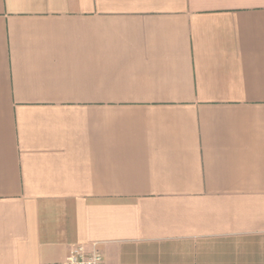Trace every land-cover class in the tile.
<instances>
[{
    "label": "crops",
    "instance_id": "crops-1",
    "mask_svg": "<svg viewBox=\"0 0 264 264\" xmlns=\"http://www.w3.org/2000/svg\"><path fill=\"white\" fill-rule=\"evenodd\" d=\"M264 264V0H0V264Z\"/></svg>",
    "mask_w": 264,
    "mask_h": 264
},
{
    "label": "built area",
    "instance_id": "built-area-1",
    "mask_svg": "<svg viewBox=\"0 0 264 264\" xmlns=\"http://www.w3.org/2000/svg\"><path fill=\"white\" fill-rule=\"evenodd\" d=\"M66 264H104V258L98 251L87 252L77 247L70 252Z\"/></svg>",
    "mask_w": 264,
    "mask_h": 264
}]
</instances>
